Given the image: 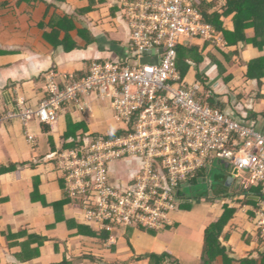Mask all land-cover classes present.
Listing matches in <instances>:
<instances>
[{
    "label": "crops",
    "instance_id": "crops-1",
    "mask_svg": "<svg viewBox=\"0 0 264 264\" xmlns=\"http://www.w3.org/2000/svg\"><path fill=\"white\" fill-rule=\"evenodd\" d=\"M0 4H5L0 10L3 112L16 111L18 101L38 104L46 94L50 73L63 81L86 76L95 61L133 58L131 32L115 0H0ZM225 27L233 30L231 18ZM245 33L254 45L242 42L224 55L206 50L221 63L223 74L205 55L197 68L208 77L224 113L264 133V64L250 72L257 79L248 78L250 63L264 60V38L257 39L253 28ZM86 102L82 111L74 104L63 107L48 132L38 119L32 120L29 131L35 134V143L27 140L19 118L0 119V264H203L205 231L224 206L235 210L219 238L226 257L218 256L211 264H264V258H259L264 248L252 221V204L259 196L252 195L253 187L237 183L232 169L228 182L234 183L239 194L233 195L232 189L228 198L218 199L224 205L214 200L207 211L200 202L204 200L184 198L170 213L166 229L150 234L130 228L113 251L80 235L77 225H88L87 220L67 202L63 173L48 155L53 144L60 149L81 131L107 135L124 127L107 101L92 95ZM73 125L78 126L74 135L70 134ZM134 168L133 161L113 164L111 181L127 179ZM188 205H194V210L183 209ZM153 254H167L169 259L153 263L149 258ZM244 260L256 263H241Z\"/></svg>",
    "mask_w": 264,
    "mask_h": 264
},
{
    "label": "built area",
    "instance_id": "built-area-1",
    "mask_svg": "<svg viewBox=\"0 0 264 264\" xmlns=\"http://www.w3.org/2000/svg\"><path fill=\"white\" fill-rule=\"evenodd\" d=\"M230 1L115 0L131 32L133 58L95 61L87 76L63 80V86L50 73L38 104L18 101L16 111L5 113L6 119L19 118L27 140L35 143L29 131L33 119L53 125L64 103L82 111L92 95L110 104L125 134H88L83 145L64 150L60 161L66 195L82 201L90 224L110 233L107 247L128 228L166 229L170 213L181 205L178 189L220 160L237 173V183L259 188L252 221L264 248V133L202 105L200 84L183 79L176 67L180 46L201 43L226 50L222 36L203 21L198 2L210 13L225 10ZM122 161H133L135 168L127 179L112 182L111 166Z\"/></svg>",
    "mask_w": 264,
    "mask_h": 264
},
{
    "label": "trees",
    "instance_id": "trees-1",
    "mask_svg": "<svg viewBox=\"0 0 264 264\" xmlns=\"http://www.w3.org/2000/svg\"><path fill=\"white\" fill-rule=\"evenodd\" d=\"M201 6L200 7V13L202 16V19L204 22H207L212 25V27L215 29L216 33L221 35L223 40L226 43V49L236 46L239 43L244 42L245 44L252 43L254 45V42L248 41L246 39V33L245 31L247 29L253 28L255 33H256V38H264V0H231L228 3V6L225 10L221 12H208L209 6L198 2ZM48 5V4H47ZM51 6V5H50ZM5 9V4H0V10ZM84 14V11H82ZM81 12V13H82ZM232 19V25H233V30L228 31L226 30L225 23L226 20ZM71 23V22H70ZM52 35V34H51ZM49 35V36H51ZM255 38V39H256ZM53 40V38H50ZM208 44H204L203 47H198L197 45H188V46H180L178 48V55H177V60H176V67L178 68V71L180 72L181 76L183 79H189L190 76H194V79L196 82L200 84L202 87V92L197 94V99L199 102L204 105L211 107L213 109L222 111V107L219 102L215 99L216 97L213 95L212 91L210 90V87L208 86V77L201 73L197 67H199L202 62L204 61V55L205 57L209 58L218 68L219 73L223 74V68L221 66V63L216 60V57H212L209 52L206 53ZM213 50H216L218 53L221 55H224L225 50L218 49L216 47H213ZM231 56L227 55L226 59L229 60ZM262 63L264 64V60H258L256 62H252L249 65V79L254 80L257 79L256 76L250 75V72L252 70H255V68H261ZM87 76V75H86ZM85 77V76H84ZM83 77L79 76H74L73 78L70 77H65V81L69 83H74L76 81H79ZM228 80V79H227ZM59 80V84H60ZM60 86H63L60 84ZM70 103L66 102L63 104V107L68 106ZM6 112H3L0 110V119H6L4 118ZM37 120L33 119V121ZM39 120V119H38ZM31 122V121H30ZM39 122L42 124V128L44 132L50 131V125L49 123L42 122L39 120ZM23 126V125H22ZM24 128V127H23ZM78 126L73 125L70 129V134H75L77 131ZM26 130L24 128V134L26 135ZM68 133V135H70ZM91 134L93 137L95 136H102V137H113V136H122L125 134L124 130H117L111 134H96V133H88L86 131H81L80 133L76 134L74 139L68 140L70 143H64L62 147L59 149H56L55 145L53 144V149L52 152L49 153L48 157H50V161L54 162V164L57 166L58 170L62 172L60 169L61 167V154L64 150H68L71 148H75L77 146H81L84 143V138L88 135ZM27 138V135H26ZM217 161L220 167L222 168V171L216 173V182L214 184H208V177L209 173L211 170L212 165H208L205 168H203L198 174L185 186L181 187L178 189L179 193V200L182 201L184 198L186 199H194L196 200H202V199H213V200H218L221 198H228V196L232 193L233 189V195H238L239 191L238 188L235 186L234 183L232 185H229V178L230 175L229 173H226L224 171V164L220 160H214ZM213 161V162H214ZM212 162V163H213ZM8 170L2 169L1 171ZM63 173V172H62ZM63 182L64 184V191L67 188V183L63 174ZM201 183L206 184V188L202 189L200 188L199 185ZM209 185V186H208ZM187 187H190L191 189H194L192 193H188ZM255 191L252 192V195L257 196L259 193V188H254ZM66 194V193H65ZM68 199V203L72 204L75 208L81 210L83 208V203L82 201L79 200H73L69 198L66 195ZM248 204H252L250 202H247ZM182 205V204H181ZM61 206V205H60ZM253 207L256 206V204H252ZM187 206H184L183 209H187ZM235 214L234 209H229L227 207H223L221 211V216L218 218L216 222L211 224L209 227H207L205 231V243H204V256L202 263L203 264H211L213 263L218 256H224L225 255V250L224 248L220 245L219 238L221 236L222 230L224 229L225 226L233 219ZM87 224H81L77 225L78 231L80 235H83L85 238L91 240L93 243L100 245V246H106L107 241L110 237V233L105 231V230H99L97 228H94L90 226V223L86 221ZM130 229V228H128ZM139 230L150 233V234H156V231L146 229L144 227H139ZM32 238V237H31ZM259 244L262 245L261 239L259 238ZM41 245V243H39ZM116 248V244L112 245L110 247H107V251H113ZM149 258L153 261V263H163L166 259H169V255L164 254V255H150ZM259 258L262 261L264 258V255L259 254ZM23 260V259H22ZM256 263L254 261H249V260H244L241 261V263Z\"/></svg>",
    "mask_w": 264,
    "mask_h": 264
},
{
    "label": "rangeland",
    "instance_id": "rangeland-1",
    "mask_svg": "<svg viewBox=\"0 0 264 264\" xmlns=\"http://www.w3.org/2000/svg\"><path fill=\"white\" fill-rule=\"evenodd\" d=\"M211 49H213V47L208 45L206 50L208 51V50H211ZM189 80L193 81L194 80V76L193 75L190 76ZM212 164H213V166L211 167L210 172H208L210 174L209 177H208V184H214L216 182V173L222 171V168L220 167V165L218 164L217 161H214ZM224 171L226 173H231V168H226L224 166ZM199 186H200V188L202 187V189L206 188V184H203V183H201V185H199ZM187 191H188V193H192V191H194V189H191L190 187H187ZM202 200H204V201H200V202H202L201 205H202V207L207 208V211H208L209 207L211 205H213L214 202H215L213 199H210V198L209 199H202ZM193 206L194 205H188L186 208H187L188 211L192 210V209L194 210Z\"/></svg>",
    "mask_w": 264,
    "mask_h": 264
}]
</instances>
